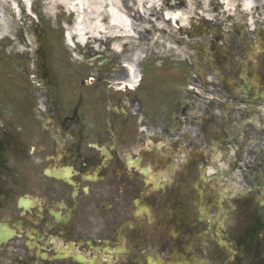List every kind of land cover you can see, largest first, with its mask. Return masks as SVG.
<instances>
[{"label":"flooded vegetation","instance_id":"1","mask_svg":"<svg viewBox=\"0 0 264 264\" xmlns=\"http://www.w3.org/2000/svg\"><path fill=\"white\" fill-rule=\"evenodd\" d=\"M245 30V44L231 45L229 58L175 64L178 75L199 64L206 78L220 68L234 86L203 83L196 71L185 96L234 89L264 99V28ZM110 63L101 59L95 73L85 74L109 73ZM103 77L94 84L126 81L128 74ZM152 96L42 92L33 123L19 132L8 93L0 92V236L7 237L0 264H264V124L243 127V150L234 154V166L243 164L236 187L222 176L206 179L212 160L204 155L162 174L157 155L168 147L150 148L141 128L157 127L164 138L170 123L184 122L186 109L178 102L155 108ZM212 108L205 107L206 126L195 132L192 125L190 150L199 139H220Z\"/></svg>","mask_w":264,"mask_h":264},{"label":"rangeland","instance_id":"2","mask_svg":"<svg viewBox=\"0 0 264 264\" xmlns=\"http://www.w3.org/2000/svg\"><path fill=\"white\" fill-rule=\"evenodd\" d=\"M27 2L32 3V11L29 10L28 6L25 8V14L22 13L20 16H13L9 14V18L13 21L14 26L12 27V32L9 37L0 42V64H2L5 69L3 71L4 73L2 72V77L6 78V80H4L9 98L12 101H16L17 105V101L20 102L22 96L24 109L27 114H30L31 101L29 100L28 94L34 92L32 96L33 99L34 95H36L35 91L39 93L40 90H42L39 80L37 79L36 81L34 79L36 76V65L41 78L46 77V75L43 74L44 71L49 73V71L52 70L53 77H56L57 80L58 78H61V82H71L70 79H65L63 76L67 77L71 75V73H74L75 78L72 79L74 80L78 74L83 73L85 75L86 71L92 73L94 67L92 68L90 65L83 62V59H81V56L79 55L82 53V50L88 48V46L86 47L85 45L83 47H78L75 52H71L66 45L65 30H67V28L72 25V22H74V14L64 12L62 16L57 17L55 15L50 18V15L44 8L45 0H27ZM213 15L216 17L213 23L210 24L206 23L202 18H197V24H200L202 27L200 30L191 31V34L195 36V39L201 37L199 38V41H203L205 45L201 44L196 46L194 43H189V40H187L188 43L181 42V44H177L174 42L175 40H173L176 38L170 37L169 30V32L166 31V33H164L163 45L157 44V42L156 45H149L152 43V38L154 36L153 33L148 35L147 40L149 43L146 40L140 41V39H144L146 36V33L143 32L138 40L131 42L122 50L123 55H126L132 50L134 44L141 42L145 43V51L142 54V59H144V61L141 63V71H143V64L148 63L149 61H153L154 63L147 65L145 77L148 81H150V83L147 86H143V91H146L147 88L153 90L154 97L150 100L152 106L160 101V94H162V92H168L172 90L171 88L179 89L178 84H185L187 80L186 74H183L177 80L174 77V65L170 64L171 67L168 68V63L163 64V62L204 60L205 58L210 60L212 55L208 41L215 36H218L221 30H228L227 33L229 34V32L234 28L235 23L243 22L242 18L245 14H240L236 18L231 19V21L226 15H218L216 12H214ZM205 26H207V28H205ZM190 28L191 25L188 26V29ZM172 29H177L175 24ZM228 34H225L224 38V41L227 44L231 42V38ZM234 36L238 35L235 34ZM181 37L185 39H192V37H189L187 32L186 34H182ZM40 41L42 48L37 49L38 42ZM27 43H29V45ZM105 47L106 49H103V44L101 50H103V52L111 58L110 69H112L109 73H102L103 75H101V77L107 75H111L112 77L117 74L115 70L116 67H118L116 62L117 56L112 47H110V44L105 45ZM19 48L25 49L26 52L24 53L22 51L20 53L17 51ZM89 50H87L86 55L94 53ZM179 50H182V53L178 54L177 51ZM197 50H199V53ZM190 55L191 57H187ZM79 59L81 61L78 62ZM113 67L115 69H113ZM59 72L61 74H59ZM48 81L49 79L46 80V82ZM64 86L72 87L73 84L71 82L69 84H64ZM94 89H96V87ZM108 90L111 89L108 88ZM50 91L53 92L54 89L52 88ZM78 91L85 90L79 89ZM37 126H39L38 122ZM38 128L39 127H37V129Z\"/></svg>","mask_w":264,"mask_h":264},{"label":"bare ground","instance_id":"3","mask_svg":"<svg viewBox=\"0 0 264 264\" xmlns=\"http://www.w3.org/2000/svg\"><path fill=\"white\" fill-rule=\"evenodd\" d=\"M28 6L27 0H0V42L9 37L14 26L9 14H25ZM44 8L50 18L62 16L64 12L77 14L78 17L67 28L74 47L92 44L99 49L104 40H110L114 42L112 48L115 54L120 57L122 53L118 52L119 49L138 40L143 32H146V36L140 41L149 43L148 35L153 33L149 45H156V42L163 45L166 31L170 30V37L179 38V30H187L189 24L197 27V18L215 19L214 12L226 15L231 20L242 13L251 14L262 8L264 17V0H45ZM251 21L249 19L250 24ZM173 23L178 30L172 29ZM236 27L243 38V25L237 24ZM144 45V42L134 44L125 59L128 88H135L137 83ZM17 51L26 52L21 48ZM177 53L180 54L179 51Z\"/></svg>","mask_w":264,"mask_h":264}]
</instances>
